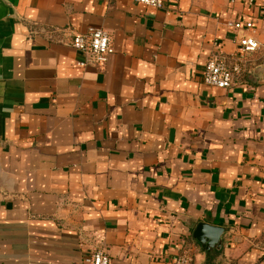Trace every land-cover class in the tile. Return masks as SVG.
I'll use <instances>...</instances> for the list:
<instances>
[{
  "label": "crops",
  "instance_id": "0c3cea01",
  "mask_svg": "<svg viewBox=\"0 0 264 264\" xmlns=\"http://www.w3.org/2000/svg\"><path fill=\"white\" fill-rule=\"evenodd\" d=\"M92 28L114 49L101 71L66 44ZM245 37L235 85L204 86ZM98 246L111 264H264V0H0V264Z\"/></svg>",
  "mask_w": 264,
  "mask_h": 264
},
{
  "label": "built area",
  "instance_id": "2783aa9c",
  "mask_svg": "<svg viewBox=\"0 0 264 264\" xmlns=\"http://www.w3.org/2000/svg\"><path fill=\"white\" fill-rule=\"evenodd\" d=\"M128 1L154 10L163 8V0ZM242 2L251 7L256 4L257 0H242ZM226 27L234 31L251 30L252 24L250 22L245 24L228 22ZM238 43L241 53L237 55L216 52L209 57L202 77L204 86L225 90L235 85L237 78L244 71L246 53L259 49V44L249 37L241 38ZM66 44L81 56L76 61V66L81 69L92 66L101 71L114 54L110 34L100 28H92L84 33H74ZM80 264H111V261L104 247L98 246L85 255ZM171 264H194V259L188 251H183L172 259Z\"/></svg>",
  "mask_w": 264,
  "mask_h": 264
},
{
  "label": "water",
  "instance_id": "95a60500",
  "mask_svg": "<svg viewBox=\"0 0 264 264\" xmlns=\"http://www.w3.org/2000/svg\"><path fill=\"white\" fill-rule=\"evenodd\" d=\"M222 234V228L200 223L195 227L192 238L204 251H209L219 249Z\"/></svg>",
  "mask_w": 264,
  "mask_h": 264
}]
</instances>
